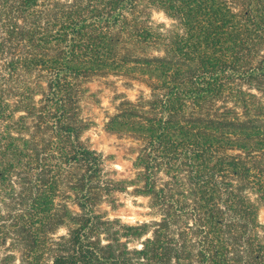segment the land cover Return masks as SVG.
<instances>
[{"label":"trees","instance_id":"trees-1","mask_svg":"<svg viewBox=\"0 0 264 264\" xmlns=\"http://www.w3.org/2000/svg\"><path fill=\"white\" fill-rule=\"evenodd\" d=\"M115 74L150 89L106 125L128 178L85 139ZM262 206L264 0H0V264H264Z\"/></svg>","mask_w":264,"mask_h":264},{"label":"rangeland","instance_id":"rangeland-1","mask_svg":"<svg viewBox=\"0 0 264 264\" xmlns=\"http://www.w3.org/2000/svg\"><path fill=\"white\" fill-rule=\"evenodd\" d=\"M173 23L172 19L161 11L151 13L153 28L158 26L169 29ZM150 53H155V51ZM148 84L142 78L128 77L122 74L95 77L88 82V87L94 97L84 106L94 125L85 134V139L92 149L104 155L108 171H117L119 178L129 177L135 157L134 151L138 148V143L131 134L118 135L107 131L106 125L110 117L117 113L118 106L123 101L136 102L143 94L148 96L150 94ZM121 199L124 207L119 213L114 214L119 215L126 223L132 224L146 219L147 198L122 195ZM260 220L264 223V206L260 211ZM66 233L67 231L63 230L59 235Z\"/></svg>","mask_w":264,"mask_h":264}]
</instances>
